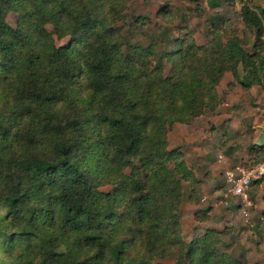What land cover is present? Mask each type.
Wrapping results in <instances>:
<instances>
[{"label": "trees", "instance_id": "obj_1", "mask_svg": "<svg viewBox=\"0 0 264 264\" xmlns=\"http://www.w3.org/2000/svg\"><path fill=\"white\" fill-rule=\"evenodd\" d=\"M124 1L0 0V264H244L216 230L182 240V182L201 178L166 135L216 107L225 71L264 89V6H240L249 51L218 27L209 45L165 26L139 44L150 17Z\"/></svg>", "mask_w": 264, "mask_h": 264}, {"label": "rangeland", "instance_id": "obj_2", "mask_svg": "<svg viewBox=\"0 0 264 264\" xmlns=\"http://www.w3.org/2000/svg\"><path fill=\"white\" fill-rule=\"evenodd\" d=\"M214 1L217 3L212 4ZM244 1L254 7L264 6V0H125L123 11L129 22L132 14L150 17L132 23L133 32L127 35L132 34V41L146 45L150 36L158 35L161 26H165L172 36L188 34L198 44L209 45L218 27L243 39L244 47L250 51L254 37L244 27L240 15ZM162 6L173 13L171 21L166 22L157 13ZM6 19L15 26L17 13L9 11ZM47 27L51 29L50 25ZM69 38V35L55 36V42L65 44ZM163 71L171 74L170 61H165ZM238 75L250 78L242 66L238 67ZM217 92L215 108H205L189 122H174L166 135L167 148H178L194 175L201 178L198 183L182 182L183 197L178 209L180 236L189 242L213 229L218 231L220 250L232 255L242 253L244 264H264V180L251 184L250 205L242 204L232 195L225 204L220 194L225 186L226 168L249 165L264 156V150L250 148L256 144L257 136L264 135V89L254 83L242 86L228 70L221 77ZM112 187L99 186L106 192ZM160 261L175 264L171 258Z\"/></svg>", "mask_w": 264, "mask_h": 264}, {"label": "built area", "instance_id": "obj_3", "mask_svg": "<svg viewBox=\"0 0 264 264\" xmlns=\"http://www.w3.org/2000/svg\"><path fill=\"white\" fill-rule=\"evenodd\" d=\"M224 190L220 192L221 201L228 203V196H235L242 204L250 205L249 188L255 179L264 180V158L249 165L236 164L223 173Z\"/></svg>", "mask_w": 264, "mask_h": 264}, {"label": "crops", "instance_id": "obj_4", "mask_svg": "<svg viewBox=\"0 0 264 264\" xmlns=\"http://www.w3.org/2000/svg\"><path fill=\"white\" fill-rule=\"evenodd\" d=\"M255 142H256V143H259V142L264 143V135L261 134L260 136H257ZM259 158H260V159H258V160H261V159L264 158V156H260ZM258 160H257V161H258Z\"/></svg>", "mask_w": 264, "mask_h": 264}]
</instances>
